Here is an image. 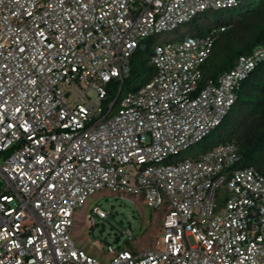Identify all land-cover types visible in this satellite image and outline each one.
Returning <instances> with one entry per match:
<instances>
[{
    "label": "built area",
    "instance_id": "1",
    "mask_svg": "<svg viewBox=\"0 0 264 264\" xmlns=\"http://www.w3.org/2000/svg\"><path fill=\"white\" fill-rule=\"evenodd\" d=\"M237 2L0 0V264H264V173L225 169L231 143L175 161L220 123L264 46L198 89L217 30L158 42L149 81L101 105L143 39ZM82 84L69 105L63 87ZM101 189L163 209L148 246H75L74 211ZM105 217L93 205L85 222Z\"/></svg>",
    "mask_w": 264,
    "mask_h": 264
},
{
    "label": "trees",
    "instance_id": "2",
    "mask_svg": "<svg viewBox=\"0 0 264 264\" xmlns=\"http://www.w3.org/2000/svg\"><path fill=\"white\" fill-rule=\"evenodd\" d=\"M220 28L223 31H219ZM215 29L217 33L211 50L199 67L198 89L207 81L214 82L220 74L232 68L239 56H246L264 46V0H238L232 7L205 11L179 25L171 32L173 36L169 40L179 39L184 34L204 36ZM158 37L143 39L142 48L135 49L129 58L126 76L120 83L107 87L101 104L103 109L114 101V111L122 97L135 92L149 81L153 75L149 59L152 47L159 42L156 40ZM227 143L235 146L238 160L225 169L254 168L264 173V59L256 63L239 83L235 90V101L220 123L199 142L179 153L175 161L196 159L212 148ZM129 197L136 198L144 205L141 197ZM147 210L157 214L159 226L163 209Z\"/></svg>",
    "mask_w": 264,
    "mask_h": 264
},
{
    "label": "rangeland",
    "instance_id": "3",
    "mask_svg": "<svg viewBox=\"0 0 264 264\" xmlns=\"http://www.w3.org/2000/svg\"><path fill=\"white\" fill-rule=\"evenodd\" d=\"M173 35L162 34L156 39L160 42L168 40ZM85 86L74 85L72 88L63 87L69 105H73L82 94ZM95 99L93 90H87L80 101L81 104L92 103ZM186 154V153H185ZM187 157V156H185ZM220 199L223 196H219ZM100 207L106 217L100 221L94 218L91 226H87L85 215L91 206ZM157 214L149 212L136 198L119 195L110 190L101 189L88 197L82 206L74 211L71 237L75 246L89 255L106 258V247L114 250H138L148 246L157 233ZM129 230L131 241L122 233ZM96 241L98 248L90 247V242Z\"/></svg>",
    "mask_w": 264,
    "mask_h": 264
},
{
    "label": "crops",
    "instance_id": "4",
    "mask_svg": "<svg viewBox=\"0 0 264 264\" xmlns=\"http://www.w3.org/2000/svg\"><path fill=\"white\" fill-rule=\"evenodd\" d=\"M78 247V246H77ZM79 248V247H78Z\"/></svg>",
    "mask_w": 264,
    "mask_h": 264
}]
</instances>
